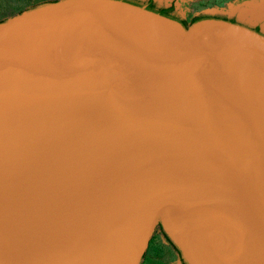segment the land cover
Listing matches in <instances>:
<instances>
[{
    "label": "water",
    "instance_id": "obj_1",
    "mask_svg": "<svg viewBox=\"0 0 264 264\" xmlns=\"http://www.w3.org/2000/svg\"><path fill=\"white\" fill-rule=\"evenodd\" d=\"M264 264V36L119 0L0 22V264Z\"/></svg>",
    "mask_w": 264,
    "mask_h": 264
},
{
    "label": "rangeland",
    "instance_id": "obj_2",
    "mask_svg": "<svg viewBox=\"0 0 264 264\" xmlns=\"http://www.w3.org/2000/svg\"><path fill=\"white\" fill-rule=\"evenodd\" d=\"M48 0H0V20L11 17L25 8ZM144 2L146 0H137ZM157 6H167L169 3H182L184 0H153ZM188 1V0H185ZM229 2L231 10H227L224 4ZM181 7H187L188 11L180 8L174 10V15L184 21L198 14L217 15L236 20L239 23L264 21V0H191ZM264 27V22L261 24ZM156 225L153 226L148 236L145 251L139 264H180L174 251L163 242Z\"/></svg>",
    "mask_w": 264,
    "mask_h": 264
},
{
    "label": "trees",
    "instance_id": "obj_3",
    "mask_svg": "<svg viewBox=\"0 0 264 264\" xmlns=\"http://www.w3.org/2000/svg\"><path fill=\"white\" fill-rule=\"evenodd\" d=\"M54 1H56V0L41 1L39 3H36L34 5H31V6L27 7V8H25L22 11H25V10H28V9H32L34 7L41 6L43 4H47V3H50V2H54ZM119 1L126 2V3H129V4H133V5L139 6V7H142L143 6L148 11L157 13V14H159L161 16H164V17H167L169 19H172V20H175V21L179 22L184 29H187L191 24H193V23H195V22H197L199 20H203V19L221 20V21L228 22V23H231V24H237L233 19H228V18H225V17L217 16V15H206V14H198L196 16L191 17L186 22V21H184V20H182L180 18H177L174 15V13H173L174 10H173V7L172 6H168V7L167 6H157L153 0H146L144 2H139L137 0H119ZM20 12L21 11L17 12L16 14H18ZM16 14H14V15H16ZM6 19L7 18L1 19L0 22L4 21ZM156 227L159 229L161 236L175 250V252H176V254H177L178 258H179L180 263L181 264H185V262L183 261V259L180 256L177 248L169 241V239L167 238V236L162 231L160 225L159 224H156Z\"/></svg>",
    "mask_w": 264,
    "mask_h": 264
},
{
    "label": "flooded vegetation",
    "instance_id": "obj_4",
    "mask_svg": "<svg viewBox=\"0 0 264 264\" xmlns=\"http://www.w3.org/2000/svg\"><path fill=\"white\" fill-rule=\"evenodd\" d=\"M237 24H239V25H242V26H244V27H246V28H248V29H250V30H252V31H254V32H256V33H258V34H260V35H262V36H264V27L261 25L264 21H257V22H250V24H244V23H239V22H237L236 20H234ZM163 239V242L166 244V245H168L169 247H171L167 242H166V240L164 239V238H162ZM171 249L174 251V253H175V255H176V257H177V259H179L178 258V256H177V254H176V252H175V250L171 247ZM181 264V263H180Z\"/></svg>",
    "mask_w": 264,
    "mask_h": 264
},
{
    "label": "built area",
    "instance_id": "obj_5",
    "mask_svg": "<svg viewBox=\"0 0 264 264\" xmlns=\"http://www.w3.org/2000/svg\"><path fill=\"white\" fill-rule=\"evenodd\" d=\"M189 2L191 1V0H188ZM188 1H183L182 3H177V4H174V3H169V5L168 6H172L173 7V10H175L176 8H180V10H182L183 12L185 11H188V9H187V7H183V5H182V7H181V4H187L188 5ZM224 6H225V8H227V10H229L231 7L230 6H232V4H230L229 2H227V3H225L224 4ZM176 7V8H175ZM231 10V9H230Z\"/></svg>",
    "mask_w": 264,
    "mask_h": 264
}]
</instances>
